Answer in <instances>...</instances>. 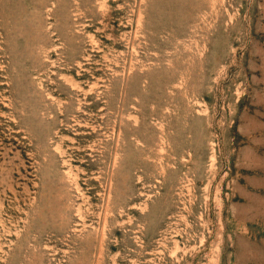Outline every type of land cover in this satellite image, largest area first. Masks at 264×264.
Returning <instances> with one entry per match:
<instances>
[{"label": "rangeland", "instance_id": "obj_1", "mask_svg": "<svg viewBox=\"0 0 264 264\" xmlns=\"http://www.w3.org/2000/svg\"><path fill=\"white\" fill-rule=\"evenodd\" d=\"M0 264H264V0H0Z\"/></svg>", "mask_w": 264, "mask_h": 264}]
</instances>
